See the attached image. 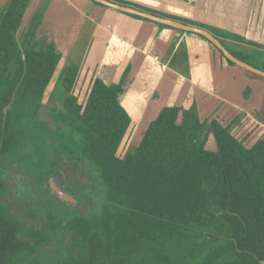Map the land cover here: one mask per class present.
<instances>
[{"label":"trees","instance_id":"obj_1","mask_svg":"<svg viewBox=\"0 0 264 264\" xmlns=\"http://www.w3.org/2000/svg\"><path fill=\"white\" fill-rule=\"evenodd\" d=\"M29 2L10 0L0 16V157L31 179L44 205H25L40 224L23 225L1 198L0 172V264H264V140L246 147L194 107L165 106L134 152L117 156L131 122L121 105L129 70L110 85L94 78L80 102L78 67L58 77L55 46L36 50L17 36ZM203 28L264 71V59L224 40L263 46ZM226 61L264 85V76ZM259 117L264 122V91ZM53 159L92 180L66 191L92 202L84 213L53 201L48 180L63 175Z\"/></svg>","mask_w":264,"mask_h":264},{"label":"crops","instance_id":"obj_2","mask_svg":"<svg viewBox=\"0 0 264 264\" xmlns=\"http://www.w3.org/2000/svg\"><path fill=\"white\" fill-rule=\"evenodd\" d=\"M109 1L220 29L264 47V0ZM9 2L0 0V16ZM17 36L36 50L53 44L61 53L59 73L71 64L78 67L77 90L83 84L86 91L94 78L106 85L118 83L129 70L121 105L131 122L124 137L135 125L139 136L163 107L178 106L194 107L201 121H219L246 147L264 140L259 117L263 83L247 79L199 34L93 0H30ZM224 44L264 59L262 48L229 40Z\"/></svg>","mask_w":264,"mask_h":264},{"label":"rangeland","instance_id":"obj_3","mask_svg":"<svg viewBox=\"0 0 264 264\" xmlns=\"http://www.w3.org/2000/svg\"><path fill=\"white\" fill-rule=\"evenodd\" d=\"M61 75H62V73H58L57 76L60 77ZM56 79H57L56 80L57 85H59L58 84V78H56ZM80 88L82 89V91L77 90L75 88L74 93L79 95V101L82 102L83 101L82 99L84 98L85 85L82 84L80 86ZM42 114H43V116L45 115V119L47 121L50 120V118L46 114H44V113H42ZM135 127H136V125H135ZM135 127L133 128V130L130 131L129 137H124L126 140H124V142H122V144L119 148V151H118L119 156L123 157L126 154L134 152V149H135L136 145L138 144V137H139V136H136V135H138V133L136 131L137 127L136 128ZM139 130H141V129L139 128ZM133 134H134V137H132ZM12 163L13 162L10 159L0 157V172L4 173L6 175V179L4 182L7 185V190L4 194H2L1 198L7 204L9 209L13 213H15L16 215L19 216L22 224L25 226H28L35 219L30 216V213H29L30 211H28V209L25 208V205L43 206L44 203L37 196L36 192H34L32 190L33 187H32L31 179L27 178L26 176L22 175L21 173H18L17 166L13 165ZM53 164L55 166L59 167L60 172L62 171V173H63L62 178H63L64 184L66 187L72 189L73 187L80 188V187H83L84 185L94 186L92 180L88 176H84L80 172L72 170V168L68 164H66L65 162L57 160V159H53ZM12 175L17 177L16 180L10 178ZM14 184H17L20 187V189L24 190V191H22V192L17 191L14 187ZM23 192L30 193V196L28 199H27V195ZM51 197L55 203L62 202L53 193L51 194ZM70 205H72V207L74 208L75 211H79L81 213L82 212L84 213L87 208H91L93 206L92 202H88L85 200L75 202V203H72ZM66 207L70 208L71 206H66ZM33 213H35V211ZM42 216H43L42 219H44V214H42ZM34 222H35V224H40L36 220ZM198 242H199L198 239L194 240L195 244H197ZM178 254L182 255L181 252H179Z\"/></svg>","mask_w":264,"mask_h":264},{"label":"water","instance_id":"obj_4","mask_svg":"<svg viewBox=\"0 0 264 264\" xmlns=\"http://www.w3.org/2000/svg\"><path fill=\"white\" fill-rule=\"evenodd\" d=\"M95 2L101 3L103 5L112 7L114 9H117L119 11L131 14V15H135V16H139V17H143L146 19H149L151 21H154L156 23L168 26V27H172V28H176V29H181V30H187V31H191L194 32L196 34H199L201 36H203L206 40H208L218 51H220L223 56L230 60L231 62H233L234 64H236L239 67H242L244 69H247L251 72H254L256 74L262 75L264 76V71H261L260 69H257L241 60H239L238 58H236L234 55H232L224 46L223 44L212 34L210 33L208 30L198 27V26H191V25H187V24H183L181 22L172 20V19H167V18H163V17H159L156 15H153L151 13H147L145 11H141L138 9H135L133 7L130 6H126V5H120L114 2H111L109 0H93ZM122 142H124V138L122 140ZM121 142V144H122ZM120 144V146H121ZM119 146V148H120ZM119 148L117 150L116 155H118V151ZM48 185L49 188L58 196V198L68 202V203H75L76 200L74 199L73 196L68 195L64 188L62 187V179L60 178L59 173H55L53 176H51L48 180Z\"/></svg>","mask_w":264,"mask_h":264},{"label":"flooded vegetation","instance_id":"obj_5","mask_svg":"<svg viewBox=\"0 0 264 264\" xmlns=\"http://www.w3.org/2000/svg\"><path fill=\"white\" fill-rule=\"evenodd\" d=\"M60 175V174H59ZM11 179H14V180H16V178L17 177H15V176H11L10 177ZM60 178H61V176H60ZM62 179V178H61ZM48 187H49V185H48ZM62 187L64 188V190H65V192L68 190V188L65 186V184H64V181H63V179H62ZM50 189V188H49ZM50 191L53 193V194H55L51 189H50ZM56 195V194H55ZM57 196V195H56ZM58 197V196H57ZM60 199V198H59ZM76 200V199H75ZM83 201V200H82ZM76 202H79V200H77Z\"/></svg>","mask_w":264,"mask_h":264}]
</instances>
